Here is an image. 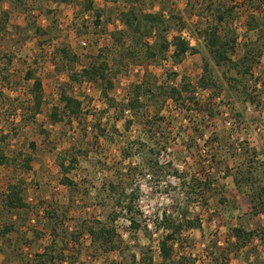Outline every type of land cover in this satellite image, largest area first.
Returning <instances> with one entry per match:
<instances>
[{
	"label": "rangeland",
	"instance_id": "rangeland-1",
	"mask_svg": "<svg viewBox=\"0 0 264 264\" xmlns=\"http://www.w3.org/2000/svg\"><path fill=\"white\" fill-rule=\"evenodd\" d=\"M217 7L233 13L218 23ZM131 8L165 20L147 45L126 24ZM216 25L237 37L224 65L205 39ZM176 36L196 50H160ZM101 61L107 98L102 81L71 77ZM137 85L140 105L126 109ZM64 92L79 115L63 112ZM1 153L12 160L0 163V264H264V0H0ZM13 186L26 207L9 204ZM122 189L138 192L133 212ZM97 221L116 228L117 249L93 241ZM179 228L165 262L161 241Z\"/></svg>",
	"mask_w": 264,
	"mask_h": 264
},
{
	"label": "trees",
	"instance_id": "trees-1",
	"mask_svg": "<svg viewBox=\"0 0 264 264\" xmlns=\"http://www.w3.org/2000/svg\"><path fill=\"white\" fill-rule=\"evenodd\" d=\"M91 6V5H89ZM215 19L218 23L223 22L227 15H232L233 9L229 7H217L214 10ZM126 18V24L130 30L133 31L134 35L140 36L142 44L145 43L146 37H152L154 32L158 31L159 29L164 26L165 20L163 19L161 14L155 12H142L139 14L138 10L135 8H131ZM205 39L207 41L208 47L212 50L214 54V58L219 65H224L227 63L232 62V59L229 55V49L232 48V45L236 42V33L235 31H231L229 33L222 32L219 25L212 26L207 28L205 31ZM164 46H160L161 51H165L166 49L170 48L171 46L174 47V56L177 60L182 59V57L190 51H195L196 49L191 45V43L183 38L182 36H176L172 43H163ZM147 45V44H146ZM153 52V51H152ZM63 56L66 59L75 60L77 57L73 56L72 53L67 50L63 49L62 51ZM152 54V53H151ZM109 65L106 61H101L100 63H93L89 67H84L81 71L75 72L71 74V77L74 80H82L87 79L89 81H102V94L103 97L109 96V90L114 86V79L109 76L108 74ZM27 79L32 81L31 87V95L33 100V108L34 113L40 112L43 102H44V93H43V82L40 77H36L34 71H28L26 75ZM184 89H187L185 86ZM142 85H137L136 96L129 101L126 105V109H136L140 105V96H141ZM176 90H172V94L175 93ZM61 99L64 102V113L69 114H77L79 115L82 112L83 102L75 97L68 95L64 92L61 95ZM63 113H60L58 108L56 107L53 112L51 113V118L53 122L57 123L61 121L64 116ZM130 124V123H129ZM33 148H35V144L32 143ZM34 159V156L29 155L25 157L24 166L27 169L31 168V163ZM10 160L8 157L4 156L3 153L0 154V163L5 164L9 163ZM15 159H13L14 161ZM77 162V157L73 156L71 160V164ZM61 167L64 170L65 177L63 182L65 184H69L70 187L73 186V181L69 179L67 174L71 172L73 165H66L65 158L61 159L60 161ZM8 202L12 207H26L27 204L25 203L21 191L18 190V186H13L11 191L8 193ZM138 197V192L135 190L126 191L122 189L119 191L118 196V203L123 206V209L127 210V212H133L134 209V202ZM116 218V217H114ZM134 225H138L137 221L132 218L131 219ZM162 223L165 227L169 228L171 225V219L169 215H164ZM97 225L91 226L89 229L90 234L92 235L93 241L100 242L104 244V246H108V249L115 250L119 247L118 244V237L116 228L110 225L101 224L97 221ZM179 229H174L166 234V236L162 239L160 244V251L162 258L164 261H169L172 259L173 250H174V243L173 241L176 240L174 234L179 232ZM149 264H153V258H149Z\"/></svg>",
	"mask_w": 264,
	"mask_h": 264
},
{
	"label": "built area",
	"instance_id": "built-area-1",
	"mask_svg": "<svg viewBox=\"0 0 264 264\" xmlns=\"http://www.w3.org/2000/svg\"><path fill=\"white\" fill-rule=\"evenodd\" d=\"M84 43V45H86V42H83Z\"/></svg>",
	"mask_w": 264,
	"mask_h": 264
}]
</instances>
